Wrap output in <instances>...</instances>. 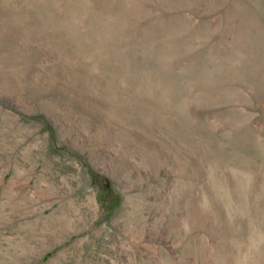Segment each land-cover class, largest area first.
<instances>
[{"label": "rangeland", "instance_id": "obj_1", "mask_svg": "<svg viewBox=\"0 0 264 264\" xmlns=\"http://www.w3.org/2000/svg\"><path fill=\"white\" fill-rule=\"evenodd\" d=\"M0 264H264V0H0Z\"/></svg>", "mask_w": 264, "mask_h": 264}]
</instances>
